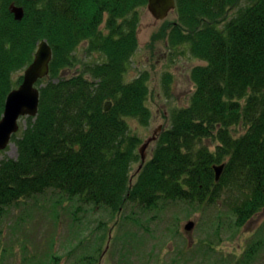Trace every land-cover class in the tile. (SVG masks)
Masks as SVG:
<instances>
[{
    "label": "trees",
    "instance_id": "1",
    "mask_svg": "<svg viewBox=\"0 0 264 264\" xmlns=\"http://www.w3.org/2000/svg\"><path fill=\"white\" fill-rule=\"evenodd\" d=\"M148 3L0 0V121L8 95L23 82L16 84L13 74L32 64L44 40L54 53L50 75L59 79L41 87L38 116L13 136L17 158L0 159V218L6 208L49 191L61 195L58 204L82 203L112 218L128 204L145 212L171 202L195 211L215 206L217 233L239 231L264 212V0H176L170 44L188 45L205 65L193 69L189 106L173 111L133 181L142 143L128 120L146 124L151 111L148 78L126 83L124 74L139 47L140 12ZM13 5L23 8L22 20ZM86 41L107 61L61 77ZM221 165L217 182L214 168ZM263 247L260 236L241 259L226 263L223 255V264H256ZM215 249L209 243L207 253ZM92 258L85 260L92 264ZM50 261L59 264V257Z\"/></svg>",
    "mask_w": 264,
    "mask_h": 264
},
{
    "label": "rangeland",
    "instance_id": "2",
    "mask_svg": "<svg viewBox=\"0 0 264 264\" xmlns=\"http://www.w3.org/2000/svg\"><path fill=\"white\" fill-rule=\"evenodd\" d=\"M140 13L139 47L124 74L126 83L148 78L147 107L151 118L146 124L138 119L128 120L131 135L142 143L138 151L159 128L160 134L170 126L175 109L189 106L196 89L192 71L205 65L191 54L188 45L171 46L169 24L177 19L175 11L164 21L156 20L148 6ZM90 46V41L80 45L75 65L61 70V77L82 75L89 66L107 61L105 54L90 51ZM27 68L13 74L16 84ZM85 77L92 80L89 75ZM58 80H52L49 74L36 87L41 89ZM27 120L28 117L20 119L18 136L25 130ZM206 143L215 149L211 141ZM156 147L157 141L150 144L147 161ZM17 156L18 148L12 139L10 146L0 153V159ZM141 165V161L133 164V181ZM59 196L49 191L6 208L0 218V264H49L54 256L59 257V264H88L86 256L93 257L92 264H171L175 258L184 260L182 264H223V255L226 263L235 262L252 242L260 236L264 239V212L239 231L233 228L217 233L215 206L195 211L183 202H171L145 212L128 204L120 215L112 218L105 209L92 210L82 203L58 204ZM79 206L84 210L76 215ZM189 221L196 223L191 234L184 229ZM209 243L216 248L215 253H207ZM256 264H264V247Z\"/></svg>",
    "mask_w": 264,
    "mask_h": 264
},
{
    "label": "water",
    "instance_id": "3",
    "mask_svg": "<svg viewBox=\"0 0 264 264\" xmlns=\"http://www.w3.org/2000/svg\"><path fill=\"white\" fill-rule=\"evenodd\" d=\"M176 8V0H149L148 3L149 11L158 21L166 20L172 12L176 11ZM11 9L17 20L23 19V8L13 5ZM53 57L54 53L50 44L45 40L42 41L39 44L34 61L25 70L22 84L8 95L5 111L0 121V151H4L10 146L13 136L20 129L19 121L21 118H35L38 116L41 94L40 89L36 85L39 81L49 76ZM161 129L159 128L154 136L140 148L139 152L142 158L140 170L147 161L146 151L152 142L157 141ZM214 169L217 182H219L224 173L225 165L216 166ZM195 225L194 221H189L184 226V229L188 234H191Z\"/></svg>",
    "mask_w": 264,
    "mask_h": 264
}]
</instances>
